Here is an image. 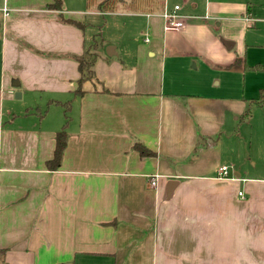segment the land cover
<instances>
[{
  "label": "crops",
  "instance_id": "crops-1",
  "mask_svg": "<svg viewBox=\"0 0 264 264\" xmlns=\"http://www.w3.org/2000/svg\"><path fill=\"white\" fill-rule=\"evenodd\" d=\"M61 1V11L47 7L54 0L2 9L0 264H264V175L218 156L225 112L246 104L206 97L192 75L167 76L170 58L232 51L235 37L220 39L216 26L244 30L251 3H209L206 23L173 32L151 17L150 37L123 50L104 33L94 47L98 12L85 0ZM87 52L94 78L76 95ZM61 130L67 145L52 171Z\"/></svg>",
  "mask_w": 264,
  "mask_h": 264
},
{
  "label": "rangeland",
  "instance_id": "rangeland-1",
  "mask_svg": "<svg viewBox=\"0 0 264 264\" xmlns=\"http://www.w3.org/2000/svg\"><path fill=\"white\" fill-rule=\"evenodd\" d=\"M100 1L96 0L92 6L86 7L87 1L85 0L83 7L89 11L98 12L97 15L90 17V19L94 18L93 23L97 26L94 28L95 39L98 40L95 46L100 44L101 38L106 34L108 39L119 43L123 50L127 46H130V49L131 46L136 48L144 44L147 37H150L146 31L151 17H158L157 20L162 28L160 31L164 33L166 24L164 14L170 13L175 6H180L182 14L195 17L188 20L192 21V24H203L206 21L198 18H206V7L209 3L231 2L245 6L251 3L247 7L249 11H247L246 18L248 20H245L247 27L244 30L238 25L237 20L232 25L216 26V33L220 39H227V36L235 37L236 46L232 51L217 52L211 58H205L196 52L198 53L197 59L193 61L185 59L183 63H180L178 58H170L168 59L170 66L167 76L170 78L173 70L184 75H192L193 80L198 84V90L209 95L206 97L226 101L234 100L233 104H246L242 112L238 114H233L230 110L225 112L226 118L220 130L222 144L219 146L218 156H221L223 164L231 166L235 163V165L244 167L245 170L264 175V105L255 104L260 97V89L264 88V70H261L264 69V0H166L164 10L159 9L154 14H130L131 12L121 10L110 15L104 14V17L99 15ZM4 7L5 0H0V24L4 19V13H2ZM222 21L217 20L219 23ZM210 23L213 25V22ZM224 27H226L225 30ZM91 28L87 29L88 35L93 31ZM101 32L102 36L99 35ZM0 36H2V31H0ZM93 58L94 54L90 52L83 61L88 63ZM236 58H242L243 62L230 67L229 64L234 63ZM166 82H168L167 79ZM227 106L230 107V104ZM248 109H251L252 118L242 121L241 116ZM46 111L47 107H43L44 114ZM208 145L214 147V143H208ZM230 162L233 164L230 165ZM231 172H233L232 169Z\"/></svg>",
  "mask_w": 264,
  "mask_h": 264
},
{
  "label": "trees",
  "instance_id": "trees-1",
  "mask_svg": "<svg viewBox=\"0 0 264 264\" xmlns=\"http://www.w3.org/2000/svg\"><path fill=\"white\" fill-rule=\"evenodd\" d=\"M96 0H87L88 6H92ZM166 5V0H101L98 4V10L102 14L106 13H113L115 11H125L131 13H141V14H154L157 10L162 9L164 10ZM49 9H55L57 11L62 10V1L61 0H54L53 4H49L47 6ZM69 23L78 26L79 28H84L85 25L82 23H78L75 21H70ZM94 47H97V45ZM87 52L83 57L78 58L79 62V71H80V79H79V88L75 92L76 95H82L83 89L82 86L84 82L88 80H92L94 78V58L90 62H84L83 59L86 58L88 55ZM243 59L236 58L234 63L230 66H235L237 64H241ZM264 70V69H261ZM255 104L258 106L264 105V90H261L260 97ZM251 117V109H248L246 112V119H250ZM67 145V132L66 130H61L56 134V147L54 152V157L51 161L47 163V167L50 170H56L60 167L63 152ZM135 149H137L142 157H149L154 156V153L149 151L145 146L142 144H136Z\"/></svg>",
  "mask_w": 264,
  "mask_h": 264
},
{
  "label": "built area",
  "instance_id": "built-area-1",
  "mask_svg": "<svg viewBox=\"0 0 264 264\" xmlns=\"http://www.w3.org/2000/svg\"><path fill=\"white\" fill-rule=\"evenodd\" d=\"M4 12L8 14L9 10L4 9ZM193 18H194L193 16L190 17V16L182 14L180 6H175L174 9L170 13L164 14V19L166 22L164 29L166 32L179 31L186 26V22L189 19H193ZM146 41L148 42L149 39H147ZM229 170H230V167L222 166L219 169L220 177L227 178V176L229 175ZM239 195L242 196V193H239Z\"/></svg>",
  "mask_w": 264,
  "mask_h": 264
},
{
  "label": "water",
  "instance_id": "water-1",
  "mask_svg": "<svg viewBox=\"0 0 264 264\" xmlns=\"http://www.w3.org/2000/svg\"><path fill=\"white\" fill-rule=\"evenodd\" d=\"M223 43H224V45L228 48V49H231L232 47H233V42H231V41H227V40H223ZM110 54V53H109ZM20 85V83H19V81H16L15 83H14V86H16V87H18ZM21 97H22V94L20 93V92H16V94H15V98L16 99H21Z\"/></svg>",
  "mask_w": 264,
  "mask_h": 264
}]
</instances>
